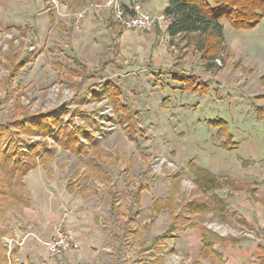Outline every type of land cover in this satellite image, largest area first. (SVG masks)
Segmentation results:
<instances>
[{
	"label": "rangeland",
	"instance_id": "1",
	"mask_svg": "<svg viewBox=\"0 0 264 264\" xmlns=\"http://www.w3.org/2000/svg\"><path fill=\"white\" fill-rule=\"evenodd\" d=\"M106 2L92 3L103 6ZM49 8L59 21V29L34 31L22 37L16 30L8 31L7 28H32L31 22L7 25L0 20L2 63H5L4 58L9 52L11 41H14L16 51L29 52L27 58L32 60L7 93L0 89V123H12L17 115V106L31 114L59 108L64 115L63 123L86 127L88 132L96 136L102 150L108 152L110 158H106L103 168L110 175L115 192L120 196V212L110 216L107 189L99 181L91 182L88 179L92 184L87 188L92 196L91 201L101 208L98 226L108 232L101 249L105 256L97 264H190L191 254L184 249L177 231H174L176 238L170 237L169 242L165 243L166 248H150L154 238L169 229L172 223L169 211L157 216L147 230L133 225L131 229L136 232H128L126 222L128 216L137 215L141 227L150 223L149 209L154 199L174 196L182 204L190 201L194 195L196 198L201 197L188 163L197 141L205 147L214 143L217 149L223 148L224 139L218 137L222 127L211 123L225 121L233 136L232 143L234 134L238 138L239 133L256 139L257 118L264 116L260 110V107L264 109V20L255 27L256 30H235L223 19V49L213 60L216 64L209 69L204 66L202 53L197 49L199 47L193 37L170 39L165 34L166 27L160 24L150 31H140L159 32L160 38L165 40L167 51L156 67L152 61L138 65L125 62L120 57L121 53L111 47L109 39L96 40L98 44L106 45L100 48L99 59L93 57L91 49L86 52L88 57L80 55L78 44L82 45L89 40L79 37L83 23L76 25L72 20L68 22L69 18L62 17L53 3ZM94 11L100 13L97 18L101 23L109 24L107 19L112 16L108 10L101 8ZM112 21L117 29L125 30L113 18ZM20 42L24 44L20 45ZM93 58L95 62L85 61ZM110 59L116 60V63H111ZM179 71L189 72L209 86L203 92L186 91L183 89L184 82L173 81L168 74ZM6 75L7 71L1 65L0 84ZM109 81L118 83L122 89V103L131 112L130 127L125 123L110 121L114 114L107 99H94L93 93L99 91L102 94ZM90 115L98 118L97 123L87 122L85 118ZM259 129L264 130V127L259 125ZM100 130L104 133H98ZM42 141H46L50 148L55 147L52 139H43L39 135L8 136L2 147L8 155L28 154L30 144ZM83 142L87 143L85 140ZM89 160V157L75 158L59 148L58 156L52 164V177L54 183H59V186L54 184L58 188L54 191L61 201L57 211L61 219L66 218L69 211L63 207L80 201L81 197L79 190L68 196L65 189L67 182L74 178L79 165L88 176ZM174 176L182 181L176 195L171 187ZM139 189L143 190L141 207L136 205ZM218 193L223 194L221 191ZM45 197L44 194L43 198L40 197L42 201L35 200L34 205L40 207L45 204ZM17 207L0 206V264L25 262L23 254H15L18 262L13 259L14 233L25 235L27 232L24 226L26 212ZM189 222L204 224L221 237L231 235L256 238L255 231L246 230L238 222L224 224L214 218L211 212L194 216ZM35 230L38 232L37 228ZM52 262L73 264L68 261L67 253Z\"/></svg>",
	"mask_w": 264,
	"mask_h": 264
},
{
	"label": "crops",
	"instance_id": "2",
	"mask_svg": "<svg viewBox=\"0 0 264 264\" xmlns=\"http://www.w3.org/2000/svg\"><path fill=\"white\" fill-rule=\"evenodd\" d=\"M56 1L63 5H70L78 11L90 5L92 2L102 3L106 0ZM120 1L125 10L131 14L134 8L138 6L142 11L149 12L152 15H163L169 6V0H144V2L134 5V7L131 0ZM50 5H52V0H0V20L7 25H21L24 22H31L32 28H15L13 26L7 28L8 31L16 30L22 37H26L29 33L34 31L47 32L51 28L59 29V21L52 12V9L49 8ZM95 12L96 11H93L83 22L82 34L79 35V37L83 36L89 40L82 45L78 44L80 47V55L88 57L86 52L91 49L93 57H98L99 59V54L101 55L100 48L106 45L103 43L98 44L96 40L109 39L111 47L121 53L120 57L123 58L125 62H129L131 65H138L143 62L150 63L152 61L156 67L159 66L161 58L164 57L163 54L167 51L165 40H163L162 37L160 38L159 32L155 34V32H137L117 29V26L113 23L109 14V19H107L109 24H104L97 18L100 13ZM67 21L69 22L71 20L67 19ZM254 30H256V28ZM21 31L27 33L21 35ZM165 34L163 35L168 38V34V37ZM169 38L171 39V37ZM84 49L85 51H83ZM75 61L79 62L77 58H75ZM85 61L95 62V59H85ZM109 61H111V63H116L114 59H110ZM119 68L123 69L124 66H119ZM171 73L172 72H169L168 74L171 75ZM260 108L264 115V109H262V107ZM258 118L256 139H251L248 135L245 136L242 133H239V137L236 138L234 134V142L232 144L233 146L231 145V151L223 148L217 149L214 143H211L210 146L206 145L205 147L197 141L192 148V156L190 158L197 167L208 171L221 181L224 179H231L234 182L236 187L225 184L224 188L216 191V193L219 194V191L223 193L219 195L226 200L228 205L227 210L233 216L234 223L238 222V224L243 226L246 230L255 231L256 238L234 237L237 239L236 242L225 241L215 235L216 233L214 234V232H203L202 227L206 226L195 222L192 223L195 225L194 227H189L185 230L175 228L174 231H177L179 237H181L180 239L182 240L184 249H187L191 254L188 253L190 255V264L195 262H200L201 264H264V204L262 202L264 200V130L259 129V125L264 127V116ZM74 157L78 159L89 157L91 159L90 156ZM108 157L110 158V155L107 152L103 161L99 162L98 160L99 166L103 168L105 164L104 161L107 160L106 158ZM53 162L54 161L46 167L39 166L31 171L24 179L28 194V203L25 206L21 205L17 208H23L24 212H26L25 214L27 216L25 217L26 221H24V226L27 232L25 235L14 233V246L12 249V252L14 251L13 259L15 262H18L15 254H23L25 262L22 261L21 263L19 262V264L53 263L50 261L45 247L38 241L37 243L35 241L36 239H32L30 236L36 235L41 240L51 239L55 235L57 225L64 221L66 226L72 231L76 242L79 244L78 251L71 250L67 253L68 261L73 264H97L100 258L105 256V254L101 253V249L102 246L105 245L108 232L103 231V229L98 226V220L101 217V208L98 207L97 203L91 201L92 196L90 192V194L87 192V188L92 185L91 182H93V180L102 183L107 189L110 197V216L117 214L120 212V201L117 203L119 210L113 212L110 189H112L114 194H118L115 192L112 179L110 175L107 174L111 179L110 186L108 187L103 180L98 178L97 172L95 170L93 171L90 166V160L88 165L90 171L89 173L87 172L88 176L85 173L86 170L83 171L79 165L73 176L74 178L67 182L65 189L68 196L74 195L76 191L79 190V194L81 195L80 201L76 202L77 205L76 203H70L71 205L68 204L67 207H63L67 208L69 211H67L68 216L61 219V216L57 213L61 206V201L54 191V189H58L55 187L59 186V183L58 181L55 183L53 182ZM103 170L105 171L104 168ZM88 179L91 182H88ZM42 191L44 192L42 193ZM142 192L143 190L139 189L136 193V205L138 207H141ZM44 194L46 195L44 198L46 203L41 204L40 207L35 206L34 202L40 200V197L43 198ZM138 194L140 196L139 203L137 202ZM40 201H42V199ZM151 207L152 205L150 209ZM163 212L156 215V217ZM201 215L202 214L189 215V221L194 218V216ZM129 217L130 216H128V218ZM137 217L136 215V224L133 225L142 229V225L138 224ZM156 217L152 220L150 216V223L145 224L149 225L147 229L150 228ZM36 228L38 232L35 230ZM207 229L209 230V228ZM174 231L171 237L176 238L177 235H175L176 233H174ZM29 234L33 235L29 236ZM204 237L209 248L204 250L205 252H202ZM1 239H3V237ZM169 239L171 238H168L165 243L169 242ZM165 243L164 248H166Z\"/></svg>",
	"mask_w": 264,
	"mask_h": 264
},
{
	"label": "trees",
	"instance_id": "3",
	"mask_svg": "<svg viewBox=\"0 0 264 264\" xmlns=\"http://www.w3.org/2000/svg\"><path fill=\"white\" fill-rule=\"evenodd\" d=\"M131 1L133 7L140 2H144V0ZM132 14H135L134 11ZM164 15L171 19L166 29L168 36L172 39L177 37L191 39L193 37L196 46L199 47L197 49L202 53L204 66L209 69L210 66L216 64L213 60L217 58L218 53L223 49V19L228 21L235 30L254 29L264 20V0H169V6ZM20 33L25 35L27 32L21 31ZM9 44V52L4 58V64L0 56V66L2 65L7 71L6 77L0 84V89L4 90L5 93L9 91L22 70L32 61L27 58L29 52L16 51L14 41ZM21 44H24V42H20ZM103 64L105 66V63ZM171 76L174 81L184 82L183 89L193 93L203 92L209 86L207 82L199 81L197 76L186 71L172 72ZM122 95L121 87L114 81L106 83L102 94L99 91L93 93L95 100L102 101L104 98L108 100L114 114L110 121L120 122L119 124L125 123L130 127L132 126L131 112L122 103ZM98 114L97 111L96 116ZM85 119L89 124L97 123L98 120L97 117L91 115ZM63 121L64 115L59 108L45 113L37 111L31 114L25 111L23 107L17 106V115L12 123H0V206H25L28 203V194L24 184L25 177L39 166L46 167L54 161L58 156L59 148L76 157L90 156L91 168L97 172L99 179L103 180L108 187L110 186V177L98 164V160L99 162L103 161L107 152L102 150L97 143L96 136L91 134L92 132H88L86 127L82 125L76 127L69 123L65 124ZM211 124L222 127L218 132V137L224 139L223 148L231 151L232 147L229 148V146L233 144V136L229 132L228 124L223 120ZM99 132L104 133L103 130ZM19 135H39L43 139L49 137L53 140L55 147L50 148L46 141H42L37 144H30L28 154L8 155L3 151L4 139L8 136L16 137ZM83 140L87 143L85 144ZM188 169L195 177L197 189L199 190L198 194H201V197L196 198V195H194V198L182 204H179L174 196L153 201L150 209L151 219L153 220L156 215L169 210L172 224L166 233L152 241L151 250L157 247L164 248L165 241L172 236L175 228L185 230L194 227V224L189 223V215L211 212L214 218H218L224 224L234 223L233 216L227 210L226 200L216 193V191L223 189L225 184L236 187L234 182L231 179L221 181L208 171L197 167L193 161L188 163ZM181 182V178L174 176L171 182L173 194L176 195L180 191ZM110 193L112 211H118L117 203L120 201V197L114 194L112 189H110ZM139 200L140 196L138 194V203ZM262 202L264 204V200ZM180 210L181 213H179ZM133 224H136V215L130 216L127 221L128 232H136L131 229ZM148 227L149 225H145L142 229L146 230ZM202 230L211 233L206 227H202ZM217 236L225 241H237L231 235L227 237ZM208 248L209 246L206 244L204 237L202 252ZM193 264L201 263L195 262Z\"/></svg>",
	"mask_w": 264,
	"mask_h": 264
},
{
	"label": "built area",
	"instance_id": "4",
	"mask_svg": "<svg viewBox=\"0 0 264 264\" xmlns=\"http://www.w3.org/2000/svg\"><path fill=\"white\" fill-rule=\"evenodd\" d=\"M52 3L62 17L69 18L76 25L82 24L90 13L101 8L108 10L113 20L123 29L129 31H150L158 24L164 25L167 29L171 22V19L164 14L152 15L149 12L142 11L138 6L134 8L135 14L133 15L125 10L120 0H107L103 6L90 4L78 11L72 10L68 5L60 4L56 0H52ZM33 236L45 247L51 262L62 258L72 249L79 248L72 231L64 221L57 225L55 235L51 239L41 240L36 235Z\"/></svg>",
	"mask_w": 264,
	"mask_h": 264
}]
</instances>
